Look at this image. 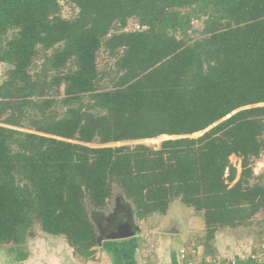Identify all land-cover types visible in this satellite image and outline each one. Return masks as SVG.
Masks as SVG:
<instances>
[{"label":"trees","instance_id":"obj_1","mask_svg":"<svg viewBox=\"0 0 264 264\" xmlns=\"http://www.w3.org/2000/svg\"><path fill=\"white\" fill-rule=\"evenodd\" d=\"M60 1L0 0V248L25 260L38 224L94 258L112 183L139 220L179 199L208 241L263 212L264 0H66L70 19ZM130 18L138 30H124ZM101 47L116 59L109 88ZM160 135L175 137L110 145Z\"/></svg>","mask_w":264,"mask_h":264},{"label":"crops","instance_id":"obj_2","mask_svg":"<svg viewBox=\"0 0 264 264\" xmlns=\"http://www.w3.org/2000/svg\"><path fill=\"white\" fill-rule=\"evenodd\" d=\"M261 168L254 169V174H262L264 184V171H261ZM179 202L182 206L176 211L180 214L173 215L174 202L170 203L165 214L155 213L142 220L133 214V220L138 227L134 229L135 234L122 239L103 237L95 247L94 258L88 260L76 256L64 238L38 235L32 241L33 246L26 258V264H183L179 260V251L182 248L195 247L206 256L227 258L245 254L244 250L250 247V243L259 238L249 224L258 218L264 223V211L245 225L219 229L212 239L211 251L206 252L202 246L193 242L205 230L202 217L196 215L191 207L180 200ZM186 217H189V220ZM236 264L257 263L245 256L238 258Z\"/></svg>","mask_w":264,"mask_h":264},{"label":"rangeland","instance_id":"obj_3","mask_svg":"<svg viewBox=\"0 0 264 264\" xmlns=\"http://www.w3.org/2000/svg\"><path fill=\"white\" fill-rule=\"evenodd\" d=\"M60 15L65 18V19H70L72 17H74L77 14L78 9L75 7L74 4L70 3L69 1L63 0L60 1ZM203 19H193L192 20V28L189 30V37L191 39L194 38H201L203 35L201 33V30L203 28ZM140 28L139 22L136 18H130L127 20V24L124 28L125 31H134V30H138ZM112 32H118V29H113L111 30ZM41 56L39 55L33 65L31 66V73H37L39 71L42 59L40 58ZM115 57L111 56L109 54V52L104 48L101 47L98 51H97V55H96V67L99 73V82L98 85L102 86V87H111L112 84V79L114 77L115 74ZM9 66L5 63H0V84L1 82L4 80V76H5V71L7 70ZM61 92H63V88H61ZM57 110L59 112H62V108L58 107ZM0 125L4 126L5 124L2 123V121H0ZM25 127V126H24ZM18 128V127H16ZM28 127L25 128H18L20 130H24V131H28L27 129ZM201 134V132L195 133L193 135H191L190 137H197ZM175 136H168V135H160L158 137L155 138H151V139H142L139 141H123V142H118V143H110V145L112 146H117V145H134L136 143H143L147 146H150L152 148H158L160 143L163 140L169 139V138H174ZM87 145L89 146H101V144L98 142V140H95L91 143H88ZM109 145V144H108ZM261 158V159H260ZM259 160L256 159L253 163V169H258L259 167L261 168V171H264V151L262 152L261 156H260ZM230 161L237 167L238 171L240 170V160L238 158H236L235 156H231L230 157ZM261 163V164H259ZM259 171V170H256ZM261 173V172H260ZM262 175V174H260ZM260 175L258 176H254L255 179H258L260 177ZM253 181V180H252ZM112 191H111V196L108 199L106 205L103 207V210H110V211H117L119 210V208H117V204L115 203L116 201V197H121L124 199V196L122 193L121 188L115 184L112 183ZM178 200V201H177ZM117 202V201H116ZM124 202L127 203L128 205V211L130 210L131 215L133 217V206L130 205V203L128 202V200ZM172 202H174V208L172 210V213H174L173 215L176 214H180L179 211H176L177 209H179L178 207H181L182 204L179 202V199H173ZM193 209V208H192ZM196 215H199V213H197L195 211ZM135 215V214H134ZM180 216V215H179ZM189 220V217H186ZM203 220V219H202ZM139 223V222H138ZM204 223V222H203ZM249 225H252L251 228L253 229V233L254 234H258L259 232H261V230H263L264 227V223H261V219H254ZM198 227V224L195 225V228ZM261 228V229H260ZM260 229V230H259ZM34 230V235L30 238H28L25 242V244H23L22 246H20L19 249L25 251L27 254L30 253V250L33 246V242L35 240V237L37 234L41 235V230L38 224H34L33 227ZM219 230V229H218ZM218 230L215 232V234L218 232ZM221 230V229H220ZM224 230V229H223ZM205 231L204 230L200 235H198L194 240V244H196L197 246H202L204 248V250L206 252H210L211 251V240H205ZM44 235V234H42ZM35 236V237H34ZM50 236V235H47ZM98 237H100L99 234H97ZM258 237L260 236L259 234L257 235ZM60 238H64L63 236H58ZM257 238V237H256ZM65 239V238H64ZM97 239V237H96ZM98 242V241H97ZM98 244V243H97ZM37 247V246H36ZM39 248V247H38ZM202 248V249H203ZM18 252V249H17ZM203 254V253H202ZM16 249H14L13 253H9L8 252V246H5L3 248H0V264H26V260H22V261H15V257H16Z\"/></svg>","mask_w":264,"mask_h":264},{"label":"built area","instance_id":"obj_4","mask_svg":"<svg viewBox=\"0 0 264 264\" xmlns=\"http://www.w3.org/2000/svg\"><path fill=\"white\" fill-rule=\"evenodd\" d=\"M245 254L234 255L231 257H219L216 255H204L197 248H182L179 251V260L183 264H236L238 258L248 256L257 264H264V231L260 234L258 240L251 242L250 247L244 250Z\"/></svg>","mask_w":264,"mask_h":264},{"label":"flooded vegetation","instance_id":"obj_5","mask_svg":"<svg viewBox=\"0 0 264 264\" xmlns=\"http://www.w3.org/2000/svg\"><path fill=\"white\" fill-rule=\"evenodd\" d=\"M115 203L117 204V211L108 210L107 213L104 214V217L101 219H96L98 224V234L102 237H106L108 234L116 231L117 224L127 222L132 226V229H135V222L131 215L132 212L128 211V205L124 202V199L121 197H116ZM115 230V231H114Z\"/></svg>","mask_w":264,"mask_h":264},{"label":"water","instance_id":"obj_6","mask_svg":"<svg viewBox=\"0 0 264 264\" xmlns=\"http://www.w3.org/2000/svg\"><path fill=\"white\" fill-rule=\"evenodd\" d=\"M135 228L138 229L137 226H135ZM134 234H135V231L132 229V226L129 223L124 222V223L117 224L116 231L108 234L106 238L107 239H122V238L133 236ZM101 239H103V237L97 236L98 244L100 243Z\"/></svg>","mask_w":264,"mask_h":264}]
</instances>
